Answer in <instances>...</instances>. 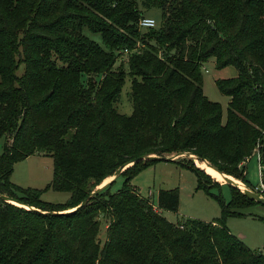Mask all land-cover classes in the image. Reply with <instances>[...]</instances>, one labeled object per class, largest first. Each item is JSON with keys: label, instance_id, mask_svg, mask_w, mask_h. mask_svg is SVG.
Wrapping results in <instances>:
<instances>
[{"label": "trees", "instance_id": "16d2710c", "mask_svg": "<svg viewBox=\"0 0 264 264\" xmlns=\"http://www.w3.org/2000/svg\"><path fill=\"white\" fill-rule=\"evenodd\" d=\"M139 5L161 10L158 28H139ZM211 59L238 72L215 80L229 98L225 121L202 89ZM127 78L129 116L115 107ZM0 139V196L28 207L0 200V264H264L226 227L243 214L236 209L261 203L230 183L226 201L224 184L189 156L169 162L217 199L211 221L167 220L160 210H178L177 189L159 190L156 202L139 194L131 181L156 159L90 194L146 156L190 154L244 183L253 153L264 168V0H0ZM36 154L51 158L45 188L68 192L66 201L9 181L12 166Z\"/></svg>", "mask_w": 264, "mask_h": 264}, {"label": "rangeland", "instance_id": "374dc122", "mask_svg": "<svg viewBox=\"0 0 264 264\" xmlns=\"http://www.w3.org/2000/svg\"><path fill=\"white\" fill-rule=\"evenodd\" d=\"M139 8L142 11L143 17L151 18L155 21V28L161 25L160 9H144L140 5ZM83 34L89 39L101 44V39L98 34H91L86 30L83 31ZM116 65H118V62ZM20 70L21 68H19L18 73H20ZM237 74V70L232 66L217 69L213 59L204 64L202 68L203 93L208 100L221 105L223 121H225L229 98L218 91L215 80L233 78L236 77ZM129 93L130 79L127 78L115 104L118 113L127 116L132 113V102ZM2 144L3 139H0V151ZM245 165L246 178L249 183L236 180L241 182L240 185L242 187H246L263 196L264 188L261 185V173L264 168L261 167L259 163V155L253 153L245 162L244 166ZM202 167L205 171L209 172V165L202 164ZM50 180L51 158L37 154L16 162L12 166L9 177V181L16 186L37 189H44ZM122 182L123 179L118 178L113 184L112 190H117L122 185ZM219 183L224 184L221 187V194L223 198L228 201L230 199V190L226 185L227 182L220 181ZM131 184L137 188L142 197H150L154 202H156L159 190L177 189L179 194L178 210H160L161 214L170 222H181L188 217L211 221L218 218L221 214V207L217 199L208 195L204 190L197 188L195 174L191 170L175 162L158 161L151 164L137 174L131 181ZM217 191L218 189H213V192L218 193ZM68 195L66 191H56L51 188H45L40 194V199L48 202L60 203L66 201ZM236 210L243 214L229 216L226 219V227L251 250L261 252L264 255V206L261 204H254L242 206ZM105 238V223L101 221L99 232L101 244H103Z\"/></svg>", "mask_w": 264, "mask_h": 264}, {"label": "water", "instance_id": "95a60500", "mask_svg": "<svg viewBox=\"0 0 264 264\" xmlns=\"http://www.w3.org/2000/svg\"><path fill=\"white\" fill-rule=\"evenodd\" d=\"M182 156H189L191 158L192 155L190 154H179V155H175V156H171V157H167V158H158L156 156H146V157H140V158H137L135 160H133L132 162H129L127 163L126 165H123L121 168H119L117 170V172L112 175L110 177V180H108V182H101L99 185H97L95 187V189L93 191L90 192V194H93L95 193L97 190L101 189L102 187L106 186L107 184H109L110 182L114 181L116 179L117 176H119L124 170H126L127 168H129L130 166H132L135 162H139V161H143V160H150V159H156V160H159V161H175L177 158L179 157H182ZM194 162V161H193ZM209 165V164H208ZM210 166V165H209ZM211 167V166H210ZM212 168V167H211ZM214 169V168H213ZM215 170V169H214ZM218 172V171H217ZM220 173V172H219ZM225 182L227 183H230L232 185H234L235 187H237L240 191H242L243 193H245L246 195H248L251 199L255 200L256 202L258 203H261L264 205V196L246 188V187H242L239 183L237 182H233L232 180H230V176H227L223 173H221ZM88 197V196H87ZM87 197H85L80 203H78L75 207L65 211V212H72L74 210H76L77 208H79L80 206H82L85 201L87 200ZM2 198H5V199H8L10 200L9 198L5 197V196H2ZM10 201H14V200H10ZM16 202V201H15ZM20 204V203H19ZM19 206V205H18ZM26 206V205H25ZM25 208H28L27 206ZM30 209H32V207H30ZM36 210V209H35ZM45 214H58V213H61V212H58V213H54V212H43Z\"/></svg>", "mask_w": 264, "mask_h": 264}, {"label": "bare ground", "instance_id": "6f19581e", "mask_svg": "<svg viewBox=\"0 0 264 264\" xmlns=\"http://www.w3.org/2000/svg\"><path fill=\"white\" fill-rule=\"evenodd\" d=\"M191 158H192V160L194 161V164L196 165V167H198L199 169H201V170H203L205 173H207L213 180H215V181H218V182H225V180H224V178H223V176H222V174L221 173H219V172H217L216 170H214L213 168H211L210 166H209V173H208V171H205L204 170V168L202 167V164H204V163H202V164H200L199 162H198V160H197V158L195 157V156H191ZM208 165V164H207ZM230 178V180H232L233 182H237V183H239V184H241V182L240 181H237L236 179H234V178H232V177H229ZM108 180H110V177L109 178H106L104 181H103V183L104 182H108ZM12 203H14L15 205H19V206H22V207H26L25 205H23V204H19L18 202H15V201H11Z\"/></svg>", "mask_w": 264, "mask_h": 264}, {"label": "built area", "instance_id": "2783aa9c", "mask_svg": "<svg viewBox=\"0 0 264 264\" xmlns=\"http://www.w3.org/2000/svg\"><path fill=\"white\" fill-rule=\"evenodd\" d=\"M138 26L139 28L141 29H151V28H155V21L151 18H146V17H143L139 20L138 22ZM124 54H127L128 53V50H124L123 51ZM262 185V183H261ZM263 187V185H262ZM264 188V187H263ZM150 196V195H149ZM264 196V194H263ZM150 198V197H149ZM0 200L3 201V202H6V203H11V204H14L12 203L10 200L8 199H5V198H2V196H0ZM15 205V204H14Z\"/></svg>", "mask_w": 264, "mask_h": 264}, {"label": "crops", "instance_id": "0c3cea01", "mask_svg": "<svg viewBox=\"0 0 264 264\" xmlns=\"http://www.w3.org/2000/svg\"><path fill=\"white\" fill-rule=\"evenodd\" d=\"M245 167H246V165H245Z\"/></svg>", "mask_w": 264, "mask_h": 264}]
</instances>
